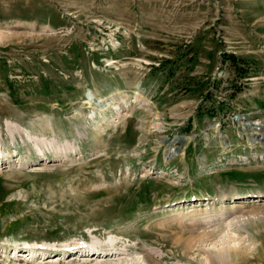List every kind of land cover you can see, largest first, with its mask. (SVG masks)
I'll list each match as a JSON object with an SVG mask.
<instances>
[{
	"label": "rangeland",
	"instance_id": "rangeland-1",
	"mask_svg": "<svg viewBox=\"0 0 264 264\" xmlns=\"http://www.w3.org/2000/svg\"><path fill=\"white\" fill-rule=\"evenodd\" d=\"M154 261L264 264V0H0V264Z\"/></svg>",
	"mask_w": 264,
	"mask_h": 264
},
{
	"label": "bare ground",
	"instance_id": "bare-ground-1",
	"mask_svg": "<svg viewBox=\"0 0 264 264\" xmlns=\"http://www.w3.org/2000/svg\"><path fill=\"white\" fill-rule=\"evenodd\" d=\"M110 100V99H109ZM97 101H99L100 103H102L103 104V107L101 108V109H103V108H106V107H108L109 105H110V103H109V101L105 98V99H100V100H97ZM88 103H90L89 101H88ZM251 125H253V129L251 130V132L249 133L250 134V140H256L257 139V137L256 136H258V135H260V133H259V130H260V128L258 127V124L257 123H254V124H251ZM227 146V145H226ZM166 156L168 157V158H171V157H173L175 154H174V150H172L170 147H167V149H166ZM92 248H89V250H91ZM94 251H96L95 249H93ZM92 251V250H91ZM94 251H92V252H94ZM108 251H110V250H108ZM98 253H99V251H97ZM101 253H102V251H101ZM113 253H114V251H113ZM28 255V254H27ZM91 255H94V254H91ZM109 255V254H108ZM93 257V256H92ZM155 262V261H154ZM155 264H158L157 262H155Z\"/></svg>",
	"mask_w": 264,
	"mask_h": 264
},
{
	"label": "trees",
	"instance_id": "trees-1",
	"mask_svg": "<svg viewBox=\"0 0 264 264\" xmlns=\"http://www.w3.org/2000/svg\"><path fill=\"white\" fill-rule=\"evenodd\" d=\"M229 58H235V57L231 56ZM232 65L236 68V66L238 65L237 59H233Z\"/></svg>",
	"mask_w": 264,
	"mask_h": 264
}]
</instances>
